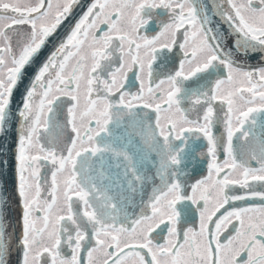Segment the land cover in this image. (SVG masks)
Masks as SVG:
<instances>
[{"label":"snow or ice","instance_id":"1","mask_svg":"<svg viewBox=\"0 0 264 264\" xmlns=\"http://www.w3.org/2000/svg\"><path fill=\"white\" fill-rule=\"evenodd\" d=\"M0 264H264V0H0Z\"/></svg>","mask_w":264,"mask_h":264},{"label":"flooded vegetation","instance_id":"2","mask_svg":"<svg viewBox=\"0 0 264 264\" xmlns=\"http://www.w3.org/2000/svg\"><path fill=\"white\" fill-rule=\"evenodd\" d=\"M132 90L135 91V89H132ZM220 159L223 160V155L222 154L220 156ZM203 174H206V170H205V172Z\"/></svg>","mask_w":264,"mask_h":264}]
</instances>
